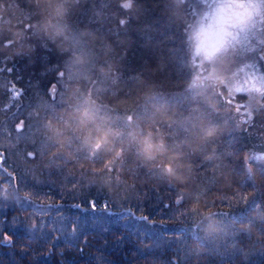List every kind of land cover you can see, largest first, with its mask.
Masks as SVG:
<instances>
[{"label":"trees","instance_id":"trees-1","mask_svg":"<svg viewBox=\"0 0 264 264\" xmlns=\"http://www.w3.org/2000/svg\"><path fill=\"white\" fill-rule=\"evenodd\" d=\"M55 2L0 0V264H264V107L210 84L193 0H64L53 38Z\"/></svg>","mask_w":264,"mask_h":264},{"label":"clouds","instance_id":"clouds-1","mask_svg":"<svg viewBox=\"0 0 264 264\" xmlns=\"http://www.w3.org/2000/svg\"><path fill=\"white\" fill-rule=\"evenodd\" d=\"M264 3V0H261ZM132 0H125L124 6L130 8ZM68 12L65 7L64 0H56L51 7L49 17L43 24V29L46 34L59 36L63 34L64 28L59 23ZM258 12V7L246 0H224L215 10L214 15L210 16L208 21L198 27L193 35V52L204 60H211L216 54L225 50L234 38V32L230 29H245L250 26L254 15ZM81 57H76V62L81 61ZM79 126L86 128L84 143L94 152L105 148L111 144V137L115 133L110 128H105L101 124L95 123V113L85 109L79 112ZM131 120V117H129ZM93 124V127H88ZM49 130L56 136L62 134V130L57 128L52 121L48 122ZM216 135L214 127L204 129V136L211 138ZM140 152L147 159H154L156 155L164 151L163 141L157 143L153 140L152 133L140 137L139 139ZM119 154V152L117 153ZM164 171L167 175L176 179H182L176 170L174 163L170 162L164 166ZM210 230L215 231V227Z\"/></svg>","mask_w":264,"mask_h":264},{"label":"rangeland","instance_id":"rangeland-1","mask_svg":"<svg viewBox=\"0 0 264 264\" xmlns=\"http://www.w3.org/2000/svg\"><path fill=\"white\" fill-rule=\"evenodd\" d=\"M197 14L194 31L214 15L224 0H193ZM258 7L250 26L245 29H230L234 38L229 46L216 54L209 62L211 85L220 84L231 98L237 93L246 97L245 109L264 107V3L261 0H246ZM264 162V154L256 155Z\"/></svg>","mask_w":264,"mask_h":264},{"label":"snow or ice","instance_id":"snow-or-ice-1","mask_svg":"<svg viewBox=\"0 0 264 264\" xmlns=\"http://www.w3.org/2000/svg\"><path fill=\"white\" fill-rule=\"evenodd\" d=\"M12 69H8V71H11ZM14 179V178H13ZM89 207L92 209V210H96V202L95 201H89ZM175 203H180V201H175ZM107 207L108 205L105 203L103 205V208L105 210H107ZM130 215H134V214H131ZM140 219L144 220L145 222H147L148 218L147 217H141ZM68 227L72 230V232L75 234V235H78L79 236V239L82 240L83 238V232L80 231V232H77V229H78V225L75 223V222H72L68 225ZM0 235H3V239L0 240V244H8V245H12V241L9 239V236L7 234H4V233H0ZM79 251H83V248L79 247V245L75 246Z\"/></svg>","mask_w":264,"mask_h":264}]
</instances>
